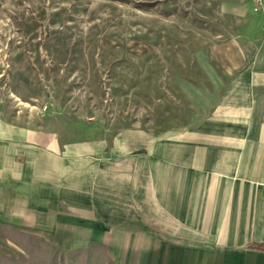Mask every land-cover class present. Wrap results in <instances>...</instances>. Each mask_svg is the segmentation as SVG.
I'll use <instances>...</instances> for the list:
<instances>
[{"label":"crops","instance_id":"obj_1","mask_svg":"<svg viewBox=\"0 0 264 264\" xmlns=\"http://www.w3.org/2000/svg\"><path fill=\"white\" fill-rule=\"evenodd\" d=\"M236 47L215 108L185 128L109 141L0 117V251L31 236L112 264H264V66Z\"/></svg>","mask_w":264,"mask_h":264},{"label":"rangeland","instance_id":"obj_2","mask_svg":"<svg viewBox=\"0 0 264 264\" xmlns=\"http://www.w3.org/2000/svg\"><path fill=\"white\" fill-rule=\"evenodd\" d=\"M229 42L264 66V0H0V117L106 140L185 128L237 70ZM28 240L0 264H112Z\"/></svg>","mask_w":264,"mask_h":264}]
</instances>
